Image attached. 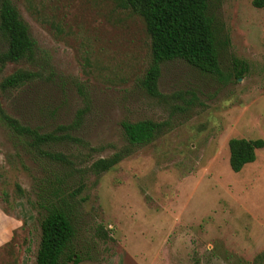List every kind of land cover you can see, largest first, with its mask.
<instances>
[{
    "label": "rangeland",
    "instance_id": "obj_1",
    "mask_svg": "<svg viewBox=\"0 0 264 264\" xmlns=\"http://www.w3.org/2000/svg\"><path fill=\"white\" fill-rule=\"evenodd\" d=\"M9 1L35 61L5 63L0 82L18 70L40 77L0 91L8 116L50 132L80 111L72 132L79 142L53 148L82 169L125 150L121 122L162 124L152 143L80 178L77 243L89 256L79 264H264V145L238 173L227 150L231 138L264 142V9L251 0H207L218 73L163 63L151 98L139 85L149 37L120 0ZM40 177L34 158L0 125V264H33ZM97 226L109 240L95 237Z\"/></svg>",
    "mask_w": 264,
    "mask_h": 264
},
{
    "label": "trees",
    "instance_id": "obj_2",
    "mask_svg": "<svg viewBox=\"0 0 264 264\" xmlns=\"http://www.w3.org/2000/svg\"><path fill=\"white\" fill-rule=\"evenodd\" d=\"M123 8L138 15L150 41V63L139 81L148 97H157L156 84L160 65L180 60L203 74L218 73L216 38L207 0H120ZM255 9H264V0H251ZM0 69L7 62L27 60L34 63V42L27 26L9 0H0ZM39 73L15 71L0 82V91L12 90L38 79ZM81 112L68 125H57L50 132L21 124L0 108V125L10 137L24 147L40 169L36 207L41 212L39 238L33 264H79L88 257V247L77 243L78 224L82 218V200L76 196L83 189L80 178L84 173L97 176L115 166L130 148L152 143L160 134L162 124L149 120L123 121L120 124L127 147L108 158L97 159L83 169L70 155L56 151L53 146L76 143L72 132ZM261 139L231 138L227 142L228 167L238 173L254 162L261 149ZM82 169V170H81ZM74 177H79L78 182ZM95 237L105 242L110 238L102 228H95ZM264 261V252L260 254Z\"/></svg>",
    "mask_w": 264,
    "mask_h": 264
}]
</instances>
